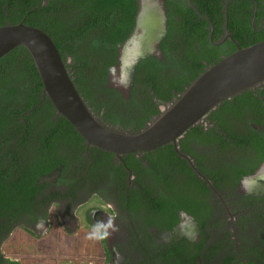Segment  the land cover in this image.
<instances>
[{
  "label": "trees",
  "instance_id": "trees-1",
  "mask_svg": "<svg viewBox=\"0 0 264 264\" xmlns=\"http://www.w3.org/2000/svg\"><path fill=\"white\" fill-rule=\"evenodd\" d=\"M164 1L167 33L158 43L160 54L138 60L128 96L111 85L110 75L119 63L120 47L135 30L139 0H0V26L24 21L47 32L96 116L106 125L137 132L161 113L160 104L174 101L208 66L238 48L230 38L215 43L227 29L241 47L264 40V0ZM246 112L255 116L247 123L263 124L264 82L224 100L209 112L208 121L215 125L195 124L180 138V148L196 157L199 168L217 181V171L204 165L193 140L218 143L224 150L234 144L253 145L261 162L264 131L251 124L249 131H239L226 117H243ZM177 173L187 177V185L199 182L173 143L124 154L122 160L88 144L44 93L27 47L17 46L0 57V244L24 223L49 218L53 202L66 200L69 208L80 203L85 189L106 201L118 196L122 207L132 213L144 209L165 218L172 228L180 218L179 209L191 212L192 200L199 202L189 194L186 201L190 187L180 191L183 199L172 200L171 191L182 179ZM130 175L135 176L136 186L127 192ZM202 189L210 191L204 185ZM173 246L163 244L167 258L174 254ZM0 264L19 263L7 260L0 249Z\"/></svg>",
  "mask_w": 264,
  "mask_h": 264
},
{
  "label": "flooded vegetation",
  "instance_id": "flooded-vegetation-1",
  "mask_svg": "<svg viewBox=\"0 0 264 264\" xmlns=\"http://www.w3.org/2000/svg\"><path fill=\"white\" fill-rule=\"evenodd\" d=\"M129 90L130 88L126 96H128ZM208 117L209 113L200 121L206 128L215 125L214 122L208 121ZM226 117L232 124H235L239 131L242 128L249 131L248 124L264 131V121L263 124H257L253 120L247 123L248 119L255 118L252 112H246L243 117L238 118H234L230 114ZM191 145L204 156V165L210 171H217L219 179L218 181L214 180L208 173L203 172L199 168L198 159L183 152L178 143L179 149L185 155L182 157L188 160L199 182L187 185L184 180L187 177L177 173V175H181L182 179L179 185L172 189L171 198L172 200H178L179 197L183 199V196H179L180 191L190 187V190L186 189L188 193L185 192L186 201L197 196L199 202L192 200L193 209L191 212L188 211L189 209H179L180 218L172 228L168 227L165 218L148 213L144 209H141L138 215L132 213L122 207V204L117 200L118 196H114L112 201H106L97 192H87L88 189L80 193L83 200L76 203L75 206L69 208L66 200L55 201L51 204L50 210L53 206L56 207V210L62 206L61 211L64 212V218L73 224L69 229L78 230L80 215L76 213L77 208L83 206L90 197H95L105 204V206L88 209L84 215L89 226L95 229V233L98 231L97 238L103 239L102 241L105 243L106 254H104L103 264H177L176 262L191 264L193 263L191 260H186L191 257L190 251L197 253L199 259L196 264H225L228 257L237 256L239 253V247L236 246L234 240H239L238 238L243 237L246 232L255 234L251 229L244 230L243 223L247 224L246 216L250 217L253 224L264 226V173L258 175L264 165V155L259 162L260 154L253 145L248 147L247 145L234 144L226 150L222 147L219 148L218 143L204 145L193 140ZM116 159L122 160L118 157ZM134 179V175L128 177L127 192L130 187L136 186L133 183ZM202 185L210 191L207 193L205 190H201ZM195 189L202 193H196ZM188 194L191 197L189 199ZM191 204L189 203V206ZM56 215L60 216V213L58 212ZM50 217L24 223L20 227L32 234H39L46 228H49L46 230L49 231L52 226ZM200 221H205V223L220 221L221 225L218 229H212L215 230L213 233H208L205 224L202 226ZM61 225L65 230L68 228L63 222ZM163 244L174 245V254L170 258L164 254ZM178 245L182 246L183 250H179ZM199 246L201 247L199 248ZM199 251L200 253H198Z\"/></svg>",
  "mask_w": 264,
  "mask_h": 264
},
{
  "label": "water",
  "instance_id": "water-1",
  "mask_svg": "<svg viewBox=\"0 0 264 264\" xmlns=\"http://www.w3.org/2000/svg\"><path fill=\"white\" fill-rule=\"evenodd\" d=\"M136 20L134 32L119 49V63L111 68V85L125 96L132 86L138 60L146 54L160 53L157 45L167 33L165 1L139 0ZM213 31L211 23V37ZM227 38L238 48L208 66L174 101L160 104L161 113L137 132L106 125L96 116L78 91L54 40L41 28L24 21L0 26V57L17 46L27 47L41 76L44 93L88 144L111 151L119 159L124 154L155 150L168 143H173L183 155L178 143L189 128L224 100L264 82V40L241 47L227 29L223 39L215 43ZM263 170L264 165L258 175Z\"/></svg>",
  "mask_w": 264,
  "mask_h": 264
},
{
  "label": "rangeland",
  "instance_id": "rangeland-1",
  "mask_svg": "<svg viewBox=\"0 0 264 264\" xmlns=\"http://www.w3.org/2000/svg\"><path fill=\"white\" fill-rule=\"evenodd\" d=\"M115 77L117 80L119 74ZM98 206L105 204L90 197L83 206L77 208L76 213L80 215L78 230L69 229L73 224L64 218L62 206L57 210L53 206L51 230L46 231L49 229L46 228L39 234H32L18 227L4 239L0 249L8 260L19 264H103L105 243L103 239L97 238L98 231L95 233V229L84 218L88 209ZM58 212L60 216L57 217ZM61 221L68 227L66 230Z\"/></svg>",
  "mask_w": 264,
  "mask_h": 264
},
{
  "label": "crops",
  "instance_id": "crops-1",
  "mask_svg": "<svg viewBox=\"0 0 264 264\" xmlns=\"http://www.w3.org/2000/svg\"><path fill=\"white\" fill-rule=\"evenodd\" d=\"M246 220L247 224L243 223L244 230L251 229L255 232V234L253 232L250 234L249 232H246L243 237L241 236L238 238L239 240H234L236 246L239 247V253L237 256L228 257L225 264H264V226H257L256 224H253V222L250 221L249 216H246ZM220 225V221L215 223L206 222L205 228L208 233H213L215 230L212 229H218ZM193 252L195 251H190L192 257L197 254ZM197 259L199 258H197L196 255V257H194V262L192 261L193 263L191 264H195ZM186 260L192 259L190 257ZM176 263L179 264L178 262Z\"/></svg>",
  "mask_w": 264,
  "mask_h": 264
},
{
  "label": "clouds",
  "instance_id": "clouds-1",
  "mask_svg": "<svg viewBox=\"0 0 264 264\" xmlns=\"http://www.w3.org/2000/svg\"><path fill=\"white\" fill-rule=\"evenodd\" d=\"M249 194H252L251 192H249Z\"/></svg>",
  "mask_w": 264,
  "mask_h": 264
}]
</instances>
